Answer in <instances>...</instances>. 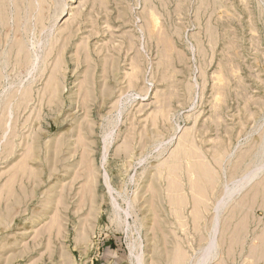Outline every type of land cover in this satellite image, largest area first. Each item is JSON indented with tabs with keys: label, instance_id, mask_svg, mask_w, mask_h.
Wrapping results in <instances>:
<instances>
[{
	"label": "rangeland",
	"instance_id": "rangeland-1",
	"mask_svg": "<svg viewBox=\"0 0 264 264\" xmlns=\"http://www.w3.org/2000/svg\"><path fill=\"white\" fill-rule=\"evenodd\" d=\"M261 163L264 0H0V264H264Z\"/></svg>",
	"mask_w": 264,
	"mask_h": 264
},
{
	"label": "bare ground",
	"instance_id": "bare-ground-1",
	"mask_svg": "<svg viewBox=\"0 0 264 264\" xmlns=\"http://www.w3.org/2000/svg\"><path fill=\"white\" fill-rule=\"evenodd\" d=\"M105 146H106V145H105ZM84 150H85V148H84ZM103 150H104V149H103ZM85 151H86V150H85ZM105 153H106V152H105ZM81 154H82V153H81ZM81 158H83V157H81ZM81 158H80V159H81ZM87 160H89V159L87 158ZM80 161H81V160H80ZM262 162H263V161H262ZM84 163H85V162H84ZM89 163H90V160H89ZM81 164H82V163H81ZM79 165H80V163H79ZM86 165L88 166V164H86ZM262 165L264 166V163H261L260 166H262ZM82 166H83V165H82ZM263 166H262V167H263ZM90 167H91V166H90ZM257 167H259V165H258ZM257 167H256V168H257ZM85 168H86V170H88L87 167H85ZM82 169H83V168H82ZM262 169H263V168H262ZM89 170H90V169H89ZM252 170H253V169H252ZM259 170H260V169H259ZM80 171H81V169H80ZM83 172H87V171H83ZM256 172H257V169H256ZM256 172H255V169H254L253 173L249 172V173H251L250 175H248L249 173H248V174L246 173L248 176H246V177L244 176L245 179H244L243 181H239V180H238L239 182H242L241 184L239 183V184H240L239 186H242L243 184H245L246 182H248V181H249V180L255 175ZM81 174H82V172H81ZM88 174H89V173H87L86 176H88ZM78 175H79V174H78ZM88 177L92 178L91 175L88 176ZM255 177H256V176H255ZM242 178H243V177H242ZM87 180H89V178H87ZM90 180H91V179H90ZM240 180H242V179H240ZM234 183H235V182H234ZM236 183H237V182H236ZM236 186H237V185H236ZM236 186H234V187H236ZM239 186H237V188H239ZM231 189H232V188H231ZM238 190H241V188H239ZM227 191H228V190H227ZM236 191H237V190H236ZM235 193H236V192H235Z\"/></svg>",
	"mask_w": 264,
	"mask_h": 264
}]
</instances>
